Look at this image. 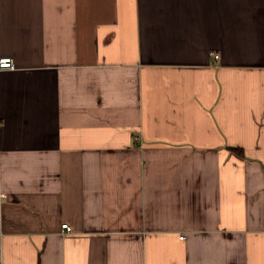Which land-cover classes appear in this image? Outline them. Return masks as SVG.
<instances>
[{
  "label": "crops",
  "instance_id": "obj_1",
  "mask_svg": "<svg viewBox=\"0 0 264 264\" xmlns=\"http://www.w3.org/2000/svg\"><path fill=\"white\" fill-rule=\"evenodd\" d=\"M4 58L0 264H264V0H0Z\"/></svg>",
  "mask_w": 264,
  "mask_h": 264
},
{
  "label": "built area",
  "instance_id": "obj_2",
  "mask_svg": "<svg viewBox=\"0 0 264 264\" xmlns=\"http://www.w3.org/2000/svg\"><path fill=\"white\" fill-rule=\"evenodd\" d=\"M214 59L217 60L218 56L214 55ZM15 66H14V62L13 60L9 59V58H4V59H0V70H14ZM63 230H68L67 226H62ZM183 238H181L182 240Z\"/></svg>",
  "mask_w": 264,
  "mask_h": 264
}]
</instances>
